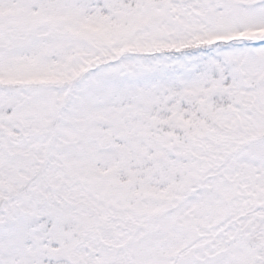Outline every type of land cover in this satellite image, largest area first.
<instances>
[{"label": "snow or ice", "instance_id": "snow-or-ice-1", "mask_svg": "<svg viewBox=\"0 0 264 264\" xmlns=\"http://www.w3.org/2000/svg\"><path fill=\"white\" fill-rule=\"evenodd\" d=\"M0 264H264V0H0Z\"/></svg>", "mask_w": 264, "mask_h": 264}]
</instances>
